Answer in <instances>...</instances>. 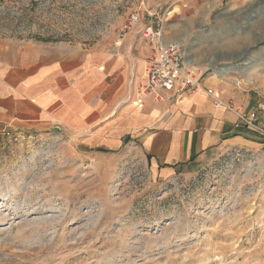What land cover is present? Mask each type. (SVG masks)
Masks as SVG:
<instances>
[{
	"label": "rangeland",
	"instance_id": "1",
	"mask_svg": "<svg viewBox=\"0 0 264 264\" xmlns=\"http://www.w3.org/2000/svg\"><path fill=\"white\" fill-rule=\"evenodd\" d=\"M131 13L139 21L119 40ZM157 20L184 60L264 97V0H0V41L121 49L135 89L137 59L153 52L143 32ZM0 264H264V149L167 175L131 137L4 134Z\"/></svg>",
	"mask_w": 264,
	"mask_h": 264
},
{
	"label": "crops",
	"instance_id": "2",
	"mask_svg": "<svg viewBox=\"0 0 264 264\" xmlns=\"http://www.w3.org/2000/svg\"><path fill=\"white\" fill-rule=\"evenodd\" d=\"M230 1L245 6L258 0ZM132 45L125 41V48ZM120 51L0 41V137L47 128L79 137H131L148 164L167 175L193 170L227 150L264 146V135L237 114L254 111L264 125V97L255 90L185 57L213 95L201 89L173 102L139 98L138 87L127 88L132 63ZM149 53L145 47L137 59L138 72Z\"/></svg>",
	"mask_w": 264,
	"mask_h": 264
},
{
	"label": "built area",
	"instance_id": "3",
	"mask_svg": "<svg viewBox=\"0 0 264 264\" xmlns=\"http://www.w3.org/2000/svg\"><path fill=\"white\" fill-rule=\"evenodd\" d=\"M138 21L139 14L131 13L120 29L119 40L130 32ZM163 31V20H157L144 29L143 36L149 41L153 52L146 64L144 82L138 87L139 98L165 97L173 102L201 89L213 95L214 91L204 88L201 77H197L186 64L182 45L178 42L165 43ZM230 108H233L232 103ZM237 112L245 125L264 135V125L260 123L256 112L248 110ZM262 148L264 149V146Z\"/></svg>",
	"mask_w": 264,
	"mask_h": 264
},
{
	"label": "bare ground",
	"instance_id": "4",
	"mask_svg": "<svg viewBox=\"0 0 264 264\" xmlns=\"http://www.w3.org/2000/svg\"><path fill=\"white\" fill-rule=\"evenodd\" d=\"M180 44H182L181 42H179Z\"/></svg>",
	"mask_w": 264,
	"mask_h": 264
}]
</instances>
